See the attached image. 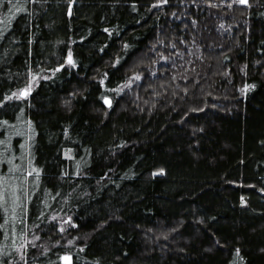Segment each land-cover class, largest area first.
Here are the masks:
<instances>
[{
  "label": "trees",
  "instance_id": "1",
  "mask_svg": "<svg viewBox=\"0 0 264 264\" xmlns=\"http://www.w3.org/2000/svg\"><path fill=\"white\" fill-rule=\"evenodd\" d=\"M154 2L80 0L71 19L62 0L29 6L30 17L18 15L11 25L19 41L0 48V56L9 52L0 62V99L24 86L28 67H55L68 48L78 66L41 79L27 102H7L18 107L0 108V117L18 127L15 116L33 121L41 186L57 185L67 197L39 207L48 216L63 208L79 225L66 234L79 237L74 264L97 258L102 264H229L234 256L227 249L236 247L243 264H264V0L243 12L205 0H169L149 11ZM5 13L0 8V19ZM130 78L119 94L108 91ZM245 82L255 88L242 94ZM198 108L203 111H193ZM65 127L74 143L63 136ZM24 139L13 136V145L18 149ZM79 146L92 151L88 174L78 185L65 183L58 173L72 171L74 161L59 150L72 147L79 156ZM160 168L165 174L153 176ZM35 209L30 205L29 224ZM40 235L38 243L51 251L38 264H47L62 251L55 245L61 234L45 229Z\"/></svg>",
  "mask_w": 264,
  "mask_h": 264
},
{
  "label": "snow or ice",
  "instance_id": "2",
  "mask_svg": "<svg viewBox=\"0 0 264 264\" xmlns=\"http://www.w3.org/2000/svg\"><path fill=\"white\" fill-rule=\"evenodd\" d=\"M49 0H0V8L6 9L7 19H0V48L4 47V42L17 43L19 37L11 33V25L13 20L18 16L23 14L25 17H30L31 13L29 11V6L37 5L43 8ZM60 0H58L59 5ZM66 5V14L69 19L72 18L74 14V6H78L80 0H62ZM182 3L183 0H180ZM169 0H155V2L149 8L151 11L153 8H160L163 5H167ZM195 3V0H193ZM205 3L209 7L221 8L226 7L228 9L233 8V6H243L241 11H248L253 8L254 4L256 6L260 5V0H219V3H213V0H205ZM133 10L135 6L133 5ZM251 14V13H250ZM171 15L176 16L175 12ZM30 25L26 22L23 26L24 30H27ZM223 27V25H221ZM7 29V31L5 30ZM104 31L111 35V30L105 28ZM81 41L85 39L80 38ZM33 41L28 40L31 44ZM75 43V41H73ZM162 43V42H161ZM264 45V41H261ZM176 48V45H172ZM124 48L127 50L129 48L128 44H124ZM103 51V49H101ZM264 51V48L261 49ZM9 55L8 51H5L2 56H0V62L6 63L4 57ZM32 55V50L29 48L27 50V56ZM162 60L167 61L168 57L161 56ZM227 59V57H226ZM120 62L117 58L116 63ZM259 63V61L257 62ZM77 62L74 59L73 52L71 48L67 49L66 57L62 63H57L55 67L39 68L37 71H33L31 67L27 69V76L25 77L26 82L23 87L18 88L16 91H12L10 94H4L3 98L0 99V108L5 107H18V105H12L7 102L13 100H18L22 102H27L32 94L33 88L39 83L41 79H52L55 77L56 73L61 72L66 67L75 68L77 67ZM247 65H244L240 70L245 75ZM45 73H51V75H46ZM228 75V72L224 73ZM107 78V73L104 74ZM142 77L139 74H134V79L139 81ZM101 84L104 80L100 81ZM132 83V78H130L123 87H117L116 89H109L108 91H114L117 94L122 92ZM255 88V84H250L245 82L243 87L240 89L241 93H246L247 90ZM187 92V89H184ZM75 95V94H73ZM103 104L107 105L109 109L112 108V99L107 95L102 96ZM70 101L66 100L65 104L68 105ZM23 112V109H20ZM193 111H203V109H193ZM107 115V113H105ZM15 119L23 127H18L17 124L11 123L8 119L0 117V237H3L5 243H0V264H38L39 256H47L51 249L47 248L42 243H38L42 240L40 235L41 232L47 229L49 232L57 231L61 234L60 239L55 241V245L59 246L62 251L56 253V259H49L47 264H74L72 247L77 246L76 241L79 237L67 238L66 234L69 233L71 229H78L79 225L76 223L73 216L64 209L61 208L60 212L55 215L48 216L45 214L44 208H40L39 205L43 204L45 207H51L47 201L54 200L58 198L61 200H67V197L61 191H55L58 187L53 186V189H48L47 191L41 186V174L43 172L42 167H38L34 163V155L32 152L33 147V137L35 134V129L33 121L28 119L27 121L22 120L20 116H15ZM203 131V129H200ZM24 137V142L20 143L18 149L13 145L12 137ZM63 136L69 143H74L69 135V129L65 127L63 129ZM264 144V141H261ZM123 144L119 145L122 147ZM80 150L83 152L82 155L77 156L75 154L74 148L64 147L59 151L62 152L63 160L74 161V169L68 171L67 169H61L58 173V178L65 182L72 184H79V179L86 176L88 173L85 169L89 166V157L92 156V151L90 148L85 146H79ZM165 174V169L160 168L153 172L152 175ZM107 175V173H105ZM103 179V177H101ZM235 183V182H233ZM252 187H255L252 185ZM259 192L264 193V187L259 189ZM35 197V200H34ZM33 203L36 204V209L31 213L35 219L32 220L31 224L28 223L29 220V207ZM242 206L247 205V201L244 197H241ZM61 213H64L61 215ZM38 221V222H37ZM203 219L199 223H203ZM43 225L44 227H41ZM34 229V231H33ZM177 229H172L176 231ZM167 240L168 237L164 236ZM61 240H65L64 244H61ZM219 247L226 248V245L220 243L219 240L215 241ZM35 250V251H33ZM231 255L234 256L233 259L229 261V264H243L244 256L242 255L241 248L236 247L233 249H227ZM79 251H84V247H79ZM264 251V249H261ZM126 255V253H125ZM78 258V254H77ZM92 264H102V260L97 258L92 260Z\"/></svg>",
  "mask_w": 264,
  "mask_h": 264
},
{
  "label": "water",
  "instance_id": "3",
  "mask_svg": "<svg viewBox=\"0 0 264 264\" xmlns=\"http://www.w3.org/2000/svg\"><path fill=\"white\" fill-rule=\"evenodd\" d=\"M106 107H107V105H106ZM108 108V107H107Z\"/></svg>",
  "mask_w": 264,
  "mask_h": 264
}]
</instances>
